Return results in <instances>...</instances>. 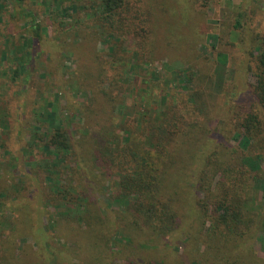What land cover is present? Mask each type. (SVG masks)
Here are the masks:
<instances>
[{
	"label": "rangeland",
	"instance_id": "rangeland-1",
	"mask_svg": "<svg viewBox=\"0 0 264 264\" xmlns=\"http://www.w3.org/2000/svg\"><path fill=\"white\" fill-rule=\"evenodd\" d=\"M1 1L0 53L21 48L32 20L41 33L27 45L28 72L17 80L11 62L0 58V264H216L219 254L264 264V108L256 90L264 70V0H124L112 38L87 9L64 19L51 0H23L22 8ZM140 15L148 20L144 32L130 25ZM63 19L72 26L62 28ZM52 112L74 148L57 167L41 148ZM250 113L260 117V130L245 145L240 121ZM194 122L205 133L183 135ZM152 134L166 135L169 151L178 136L185 140L165 159L180 217L166 238L134 225L120 182L125 149L152 147ZM215 151L223 175L205 167L207 183L216 176L215 193L248 198L254 215L232 232L217 226L222 211L192 176L201 170L192 153Z\"/></svg>",
	"mask_w": 264,
	"mask_h": 264
},
{
	"label": "trees",
	"instance_id": "trees-1",
	"mask_svg": "<svg viewBox=\"0 0 264 264\" xmlns=\"http://www.w3.org/2000/svg\"><path fill=\"white\" fill-rule=\"evenodd\" d=\"M17 2L22 8L23 0H17ZM2 4L3 2L1 1L0 6ZM51 4H56L59 11L63 13L60 16L64 19L68 15L71 16L72 14H78L80 10L87 9L88 14L91 13L92 15L90 18L96 19V22H99L100 26L97 25L102 29L104 28L103 30L107 33L106 36L112 38L113 36L111 32L113 29L119 28L121 25V23L119 24L117 22V18L121 16L119 10L125 8L127 3L125 4L124 0H90V3L83 4L80 0H70L68 4H65L63 0H51ZM48 5L49 4H47V6ZM64 19L60 21V24L64 23L61 27L66 30L68 26L67 23L71 26L72 24L66 22ZM128 21H130L129 18ZM147 21V17L140 15L133 17L130 25L131 28H135L136 31L144 32L147 30L145 24ZM0 22H2L1 14ZM81 22H83V20L81 21V19H78L75 21V25H81ZM28 23L31 24L32 34H30L31 37L29 38L22 37L24 42L21 48L15 47V49H11L10 47H6L1 50L0 53L1 60L9 61L12 64L11 66L13 68L9 67L8 69L9 72L12 71V80H17L21 74L28 72L31 51L27 48V45H32L35 38H38L41 33V25L38 24L36 20H32ZM238 26L239 24L235 27L237 28ZM44 30L45 32L47 31L45 27L42 28V31ZM8 40L9 43H11V38H7L5 42ZM8 66L9 65L6 67ZM256 90L259 103L264 108V70L260 74V80ZM233 118L237 120L242 119L236 114ZM46 122L50 124V129L42 133L44 138H42L41 141L44 143L41 148L54 154L55 159L53 160L55 161H53L52 166L57 167L60 162L65 161L68 157L73 155L74 148L72 139L70 134L63 129L64 126L62 125L61 120L56 116V112L47 114ZM240 122V126L247 129V132L242 137V142L245 145H248L254 135L259 133L261 123L260 117L256 113H250L247 118L244 117ZM190 126L189 130L185 131L183 135L185 134V136H188L193 130H197V128L200 130L201 134L205 133V129L201 123H190ZM34 129L39 132V127L35 126ZM37 135L36 132H34V137ZM151 137L154 139L152 147H129L125 149V154L122 153L126 158V161L125 165H123L122 172L120 173V182L123 188L122 195L127 197V203L135 215L134 225L141 229L145 226L152 235L158 238H166L170 237V235L179 228L180 217L179 212L174 205V199L170 193V186L172 183H170L171 185L168 184V175L166 173L167 170L165 169L168 166V161L165 159L170 158L172 152L175 151L177 153V151L182 148L185 140L181 138V135L178 136L179 139L175 141V143H178L177 148L174 147V151H169L171 141L170 139L168 140V143L165 141L166 135L159 136L157 134H152ZM106 151L108 150L106 149ZM200 152L202 151L200 150ZM163 154H165L164 158ZM215 155H219L217 151H215L213 156L211 155L212 157L203 154H196L195 152L192 153L191 159L195 160L197 164L201 166L200 172L195 173L192 176L198 178L196 187L205 194L207 202H213L212 200H214L211 205L222 211L217 226L223 224L232 232L235 225L246 222L253 223L254 215L253 211L250 209L248 198L242 201L241 197L237 194L228 197V195L221 196L220 194L218 195L215 193L214 179L216 176L207 183L209 175L206 173L205 167L209 168L212 166L217 168L223 175V162ZM207 159L208 161H206ZM261 160V155H258L253 160L255 168L260 169L259 165L261 164ZM181 162L183 163L184 160L182 159ZM218 183H220V181H218L217 184ZM219 185H221L222 191L223 183L221 182ZM233 190L235 192L236 189L232 188L231 191ZM97 264H153V262L137 261L132 258H126L124 261H117L114 258L109 261H101ZM192 264L197 263L192 262ZM216 264L246 263H241L238 259H230V257L219 254L217 256Z\"/></svg>",
	"mask_w": 264,
	"mask_h": 264
}]
</instances>
